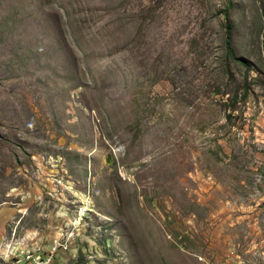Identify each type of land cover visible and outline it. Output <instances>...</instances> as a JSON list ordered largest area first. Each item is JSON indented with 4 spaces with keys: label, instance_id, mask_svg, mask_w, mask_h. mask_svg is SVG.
<instances>
[{
    "label": "rangeland",
    "instance_id": "374dc122",
    "mask_svg": "<svg viewBox=\"0 0 264 264\" xmlns=\"http://www.w3.org/2000/svg\"><path fill=\"white\" fill-rule=\"evenodd\" d=\"M0 264H264V0H0Z\"/></svg>",
    "mask_w": 264,
    "mask_h": 264
},
{
    "label": "trees",
    "instance_id": "16d2710c",
    "mask_svg": "<svg viewBox=\"0 0 264 264\" xmlns=\"http://www.w3.org/2000/svg\"><path fill=\"white\" fill-rule=\"evenodd\" d=\"M231 28L227 26V36H226V45H230V39H231V33H230Z\"/></svg>",
    "mask_w": 264,
    "mask_h": 264
}]
</instances>
